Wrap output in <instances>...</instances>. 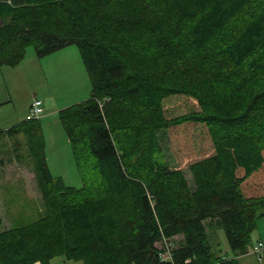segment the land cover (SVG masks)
<instances>
[{
  "label": "trees",
  "instance_id": "16d2710c",
  "mask_svg": "<svg viewBox=\"0 0 264 264\" xmlns=\"http://www.w3.org/2000/svg\"><path fill=\"white\" fill-rule=\"evenodd\" d=\"M72 44L91 93L59 118L84 186L53 175L39 120L9 128L44 208L0 230V264H240L264 215V0H0V67Z\"/></svg>",
  "mask_w": 264,
  "mask_h": 264
},
{
  "label": "rangeland",
  "instance_id": "374dc122",
  "mask_svg": "<svg viewBox=\"0 0 264 264\" xmlns=\"http://www.w3.org/2000/svg\"><path fill=\"white\" fill-rule=\"evenodd\" d=\"M91 80L78 47L69 45L52 55L38 57L33 46L23 60L13 66L0 67V230L13 224L35 219L44 208L37 185L30 149L24 134L10 135L7 130L27 119L31 103L43 101L44 112L39 116L45 140L47 162L54 176L69 186H84L76 164L69 137L61 124L59 112L90 97ZM162 145L172 167L180 166L172 150V140L161 132ZM187 178L193 183L190 172ZM88 176V173H87ZM180 238L174 240L179 243ZM264 240V215L257 221L249 251L238 257L240 264H264L258 261L252 245ZM215 247L227 257H233L225 231L220 228L211 237ZM51 264H84L59 256Z\"/></svg>",
  "mask_w": 264,
  "mask_h": 264
},
{
  "label": "built area",
  "instance_id": "2783aa9c",
  "mask_svg": "<svg viewBox=\"0 0 264 264\" xmlns=\"http://www.w3.org/2000/svg\"><path fill=\"white\" fill-rule=\"evenodd\" d=\"M43 112V102L40 99H36L30 110V114L28 115V119H35L38 118ZM168 247L169 250L167 252H161L160 257L162 261H169L172 260V244L171 242H168ZM253 252L255 253L257 259L259 261H262L264 258V240L258 241L254 246H253ZM175 264V263H174Z\"/></svg>",
  "mask_w": 264,
  "mask_h": 264
},
{
  "label": "crops",
  "instance_id": "0c3cea01",
  "mask_svg": "<svg viewBox=\"0 0 264 264\" xmlns=\"http://www.w3.org/2000/svg\"><path fill=\"white\" fill-rule=\"evenodd\" d=\"M52 55V54H51ZM6 101H0V106L3 105ZM36 264H41L40 262H37Z\"/></svg>",
  "mask_w": 264,
  "mask_h": 264
}]
</instances>
